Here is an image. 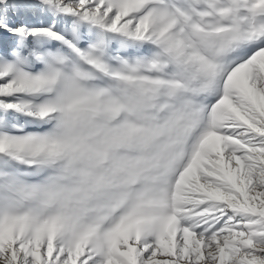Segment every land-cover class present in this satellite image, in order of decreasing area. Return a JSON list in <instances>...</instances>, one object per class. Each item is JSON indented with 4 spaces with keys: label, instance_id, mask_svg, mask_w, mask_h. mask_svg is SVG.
<instances>
[{
    "label": "snow or ice",
    "instance_id": "snow-or-ice-1",
    "mask_svg": "<svg viewBox=\"0 0 264 264\" xmlns=\"http://www.w3.org/2000/svg\"><path fill=\"white\" fill-rule=\"evenodd\" d=\"M0 264H264V0H0Z\"/></svg>",
    "mask_w": 264,
    "mask_h": 264
}]
</instances>
